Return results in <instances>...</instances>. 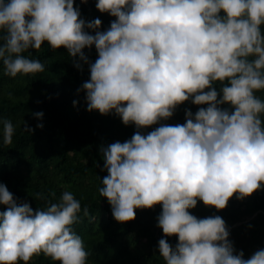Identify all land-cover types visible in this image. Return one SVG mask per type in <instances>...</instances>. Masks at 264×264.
Here are the masks:
<instances>
[{
  "label": "clouds",
  "instance_id": "obj_1",
  "mask_svg": "<svg viewBox=\"0 0 264 264\" xmlns=\"http://www.w3.org/2000/svg\"><path fill=\"white\" fill-rule=\"evenodd\" d=\"M74 4L0 0L5 73L43 71L29 49L47 41L65 46L77 68L89 64L90 79L78 89L86 90L89 111H114L142 129L172 117L186 100L206 105L186 109L184 123H159L101 145L108 175L99 192L120 222L134 219L137 208L162 205L157 223L166 235L158 248L166 264H264V247L248 258L236 250L221 215L189 211L198 200L223 209L234 193L243 199L264 188V98L257 94L264 90V0H97V9L116 17L106 30ZM93 44L98 56L91 62L83 49ZM14 132L3 118L4 144ZM0 204L7 206L0 210V264L41 253L60 264H86L89 253L74 229L81 201L72 191L34 210L0 182ZM83 212L89 215L87 206ZM173 234L175 245L167 239Z\"/></svg>",
  "mask_w": 264,
  "mask_h": 264
},
{
  "label": "trees",
  "instance_id": "obj_2",
  "mask_svg": "<svg viewBox=\"0 0 264 264\" xmlns=\"http://www.w3.org/2000/svg\"><path fill=\"white\" fill-rule=\"evenodd\" d=\"M96 3L97 0H75L74 6H79L85 20L99 17V30H106L116 17L101 12ZM86 30L93 34L96 31ZM29 51L44 62L43 71L12 77L5 73L0 61V182L14 193L18 203L27 201L34 210L45 207L48 200L57 201L64 190L72 191L81 201V219L74 229L89 253L86 264H166L158 248L159 239L166 235L157 223L162 205L137 208L134 219L117 221L107 197L99 192L103 177L108 175L101 145L123 142L136 131L146 133L159 123H184L186 109L194 113L206 105L186 100L167 120L137 129L135 124H124L114 111L102 114L87 109L86 90L78 89L90 79L89 64L81 61L83 68H77L65 46L53 49L44 41L40 49ZM83 51L91 62L98 56L94 44L90 48L85 46ZM257 94L264 98V90ZM39 111L44 113L43 117L34 115ZM3 118L11 119L15 126L10 144L3 143ZM25 121L34 131L25 130ZM38 123L43 127H37ZM36 193H43L45 198ZM84 206L89 215L84 214ZM6 207L0 204V210ZM189 211L198 217L221 215L229 228V239L237 251L243 249L245 258L264 247V188L243 199L234 193L223 209L198 200ZM167 239L175 245L178 234ZM20 264L60 262L41 253Z\"/></svg>",
  "mask_w": 264,
  "mask_h": 264
}]
</instances>
